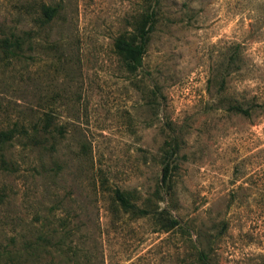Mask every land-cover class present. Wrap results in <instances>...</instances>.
<instances>
[{
    "label": "rangeland",
    "instance_id": "obj_1",
    "mask_svg": "<svg viewBox=\"0 0 264 264\" xmlns=\"http://www.w3.org/2000/svg\"><path fill=\"white\" fill-rule=\"evenodd\" d=\"M151 11L128 71L114 38ZM21 30L0 129L52 134L0 156V264H264V0H0V40Z\"/></svg>",
    "mask_w": 264,
    "mask_h": 264
},
{
    "label": "trees",
    "instance_id": "obj_2",
    "mask_svg": "<svg viewBox=\"0 0 264 264\" xmlns=\"http://www.w3.org/2000/svg\"><path fill=\"white\" fill-rule=\"evenodd\" d=\"M39 15L36 17L39 19L40 24L48 23L54 15L57 13V7L54 5L41 4L39 6ZM155 23L154 12H147L140 16L138 21H136L134 33L129 36H117L114 38L113 47L115 52L122 58L124 65L128 71L136 70L142 65V58L146 50V43L149 33L152 31ZM32 35L30 30H21L19 33L11 34L9 37L2 38L0 40V45L5 52L10 55H16L19 50H21L24 43L30 41ZM231 109L245 113L247 110L242 109L238 106H231ZM43 122L35 121L30 129L24 124L18 125L13 123L10 127L5 129H0V156L3 155V149L7 142H13L16 139H35L37 134H44L51 136L52 128L51 124L48 122L50 119L47 115ZM32 143H36L33 141ZM6 163V160H2ZM168 176V168L163 169L162 180ZM114 200L124 209L130 210L135 209V204L131 201V196L129 191L120 190L118 188L113 191ZM139 214H146L147 210L144 208H139ZM179 221L173 217H168L165 222L162 223L164 229H170L178 225Z\"/></svg>",
    "mask_w": 264,
    "mask_h": 264
}]
</instances>
